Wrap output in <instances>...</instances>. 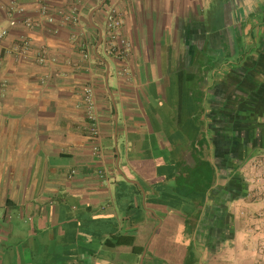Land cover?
<instances>
[{
  "label": "crops",
  "instance_id": "obj_1",
  "mask_svg": "<svg viewBox=\"0 0 264 264\" xmlns=\"http://www.w3.org/2000/svg\"><path fill=\"white\" fill-rule=\"evenodd\" d=\"M11 2L34 19L78 7L86 35L27 29ZM111 8L125 56L107 47ZM0 28V264L264 261V0H0ZM122 236L133 244L111 246Z\"/></svg>",
  "mask_w": 264,
  "mask_h": 264
},
{
  "label": "built area",
  "instance_id": "obj_2",
  "mask_svg": "<svg viewBox=\"0 0 264 264\" xmlns=\"http://www.w3.org/2000/svg\"><path fill=\"white\" fill-rule=\"evenodd\" d=\"M6 11L10 17L21 16L24 18V25L27 29L44 28L46 25H54L61 22L62 26L72 27L75 32L72 36L74 40L79 37L85 36V26L83 24L82 13L78 7H71L69 10H60L53 12L47 5H42L37 19L27 17L26 10L16 2H11ZM123 28V19L117 9L111 8L106 17V30L109 34V39H118L119 46H112L108 41L107 47L109 50L114 51L119 56H125L130 52L131 43L126 39L121 38V30ZM9 35L8 30L0 28V42L7 38ZM32 41L27 35H23L20 38L19 43L14 47L13 53L18 59L31 57ZM80 57L84 63L87 64L89 70H92L93 55L91 49L83 47L80 50ZM37 63L40 65H47L54 63L55 60L49 55L46 48H42L34 57ZM47 79L43 80L46 83ZM5 83H0V94L5 91ZM82 104L86 111L87 117V130L94 142L98 143L101 137L100 120L98 112V103L95 87L91 84L84 88L82 93ZM94 153L101 156L102 151L99 145L94 148ZM261 182V176L258 178ZM261 226L258 231L261 233V237L258 239V250L262 257H264V212L259 215ZM257 264H264V261H259Z\"/></svg>",
  "mask_w": 264,
  "mask_h": 264
},
{
  "label": "trees",
  "instance_id": "obj_3",
  "mask_svg": "<svg viewBox=\"0 0 264 264\" xmlns=\"http://www.w3.org/2000/svg\"><path fill=\"white\" fill-rule=\"evenodd\" d=\"M134 242V238L133 237H118L115 239L114 243H111V246L115 247V246H122V245H132Z\"/></svg>",
  "mask_w": 264,
  "mask_h": 264
},
{
  "label": "water",
  "instance_id": "obj_4",
  "mask_svg": "<svg viewBox=\"0 0 264 264\" xmlns=\"http://www.w3.org/2000/svg\"><path fill=\"white\" fill-rule=\"evenodd\" d=\"M144 260H142V263H143Z\"/></svg>",
  "mask_w": 264,
  "mask_h": 264
}]
</instances>
